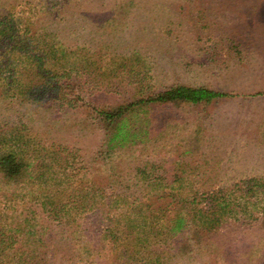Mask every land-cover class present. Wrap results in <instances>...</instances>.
Here are the masks:
<instances>
[{
    "label": "trees",
    "instance_id": "16d2710c",
    "mask_svg": "<svg viewBox=\"0 0 264 264\" xmlns=\"http://www.w3.org/2000/svg\"><path fill=\"white\" fill-rule=\"evenodd\" d=\"M63 1L25 7L0 0V100L17 113L15 121L0 125V264H47L48 255L66 253L74 264H99L113 251L124 256L121 264H169L179 240L208 237L242 214L251 221L264 211V181L212 189L208 179L184 174L181 155L187 151L173 149L174 173L165 167L164 145L151 152L157 159L140 153L128 161L130 144L142 139L152 109L234 93L144 83L149 64L142 53L116 52L104 40L38 23L39 15L52 14ZM118 88L124 96L109 101ZM91 123L103 130V147L80 167L68 166L72 160L61 145L44 144L48 129L77 131ZM123 162L130 176L122 175ZM94 222L102 230L92 229ZM94 232L96 240L113 243L110 250H98Z\"/></svg>",
    "mask_w": 264,
    "mask_h": 264
},
{
    "label": "rangeland",
    "instance_id": "374dc122",
    "mask_svg": "<svg viewBox=\"0 0 264 264\" xmlns=\"http://www.w3.org/2000/svg\"><path fill=\"white\" fill-rule=\"evenodd\" d=\"M19 1L25 6V2L38 0ZM63 2L65 5L57 4L52 14L39 15L38 23L64 35L104 40L116 52L142 53L149 64L144 83L152 87L203 85L234 93L211 102L152 109L142 139L130 144L128 161L133 163L140 153L157 159L151 152L164 145L162 158L169 173L177 169L174 160L178 153L173 149L187 151L181 155L184 174L208 179L212 189L251 178L264 181V0ZM110 95L109 101L121 99L124 92L118 88ZM16 115L8 102L0 100V125L5 126L9 118L15 121ZM32 124L39 128L38 121ZM102 139L103 130L91 123L77 131L73 126L48 129L44 144L61 145L72 160L68 166L77 168L102 149ZM143 145L144 149H135ZM127 164L123 162L119 168L122 175L130 176ZM3 207L0 196V210ZM239 218L208 237L200 234L197 240H179L169 264H264V211L251 221L243 214ZM94 223L92 229L102 230L101 224ZM92 236L98 250L105 247L108 251L113 246L109 240H96V232ZM111 254L102 255L98 263L113 264L112 258L114 264H121V258L124 260L118 251ZM66 255H48L47 264H74Z\"/></svg>",
    "mask_w": 264,
    "mask_h": 264
}]
</instances>
